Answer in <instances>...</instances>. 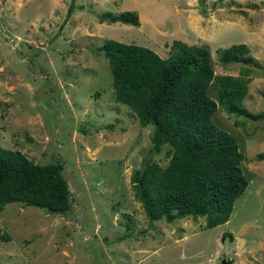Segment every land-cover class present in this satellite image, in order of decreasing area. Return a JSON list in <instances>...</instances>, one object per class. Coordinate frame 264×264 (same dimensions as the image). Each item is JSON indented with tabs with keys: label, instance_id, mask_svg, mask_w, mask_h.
Wrapping results in <instances>:
<instances>
[{
	"label": "rangeland",
	"instance_id": "1",
	"mask_svg": "<svg viewBox=\"0 0 264 264\" xmlns=\"http://www.w3.org/2000/svg\"><path fill=\"white\" fill-rule=\"evenodd\" d=\"M261 1L0 0V145L37 163L61 161L71 198L63 213L5 203L0 264H264V119L228 113L212 79L210 117L236 137L247 186L216 225L204 226L203 215L149 221L129 174L144 157L165 165L170 146L149 151L154 123L140 125L114 99L107 58L95 50L104 38L160 56L177 39L204 46L215 74L250 68L242 104L264 112ZM125 9L138 25L97 16ZM239 42L261 66L219 61L221 48Z\"/></svg>",
	"mask_w": 264,
	"mask_h": 264
},
{
	"label": "trees",
	"instance_id": "2",
	"mask_svg": "<svg viewBox=\"0 0 264 264\" xmlns=\"http://www.w3.org/2000/svg\"><path fill=\"white\" fill-rule=\"evenodd\" d=\"M97 16L107 22L139 23L134 10H103ZM95 50L107 58L114 99L129 108L140 125L154 123L149 151L157 152L164 143L170 146L165 165L144 157L129 174L148 220L203 215L207 227L226 221L234 198L248 181L239 166L243 154L236 137L211 120L216 101L207 92L213 79L217 101L228 113L264 119V112L242 104L250 68H239L236 75L215 74L207 48L178 39L166 56L114 38H104ZM218 59L261 66L244 42L221 48ZM233 122L240 125L238 119ZM258 157L264 158V153ZM62 169L61 161L37 163L18 149L0 145V210L5 203L18 201L63 213L71 198Z\"/></svg>",
	"mask_w": 264,
	"mask_h": 264
},
{
	"label": "water",
	"instance_id": "3",
	"mask_svg": "<svg viewBox=\"0 0 264 264\" xmlns=\"http://www.w3.org/2000/svg\"><path fill=\"white\" fill-rule=\"evenodd\" d=\"M222 263L223 264H228L229 263V260L225 259L224 257L221 259Z\"/></svg>",
	"mask_w": 264,
	"mask_h": 264
}]
</instances>
